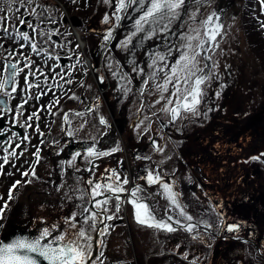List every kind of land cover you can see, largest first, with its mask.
<instances>
[{"label":"snow or ice","instance_id":"6c2138e0","mask_svg":"<svg viewBox=\"0 0 264 264\" xmlns=\"http://www.w3.org/2000/svg\"><path fill=\"white\" fill-rule=\"evenodd\" d=\"M75 2V0H73ZM205 0H116L115 12L110 18L109 15L103 17V22L105 24H110L114 19L115 22H119L122 19L121 13L127 11L128 8H133L134 11H139L142 14L138 19L135 20L134 29L135 31L126 40L122 41V46L127 49L128 45L131 43L132 37L137 33H144L143 39H152L157 34L164 37V45L166 47L165 52L153 51L149 53L150 63L148 68L153 69L149 75V80L153 82L156 92L160 93V99L156 103H160L165 100V94L169 93V85H171V94L167 98L166 105L161 109L166 113H170L172 121L174 122L180 117L181 113H189L194 116L200 115L198 108L201 104L202 98L205 95L202 86L206 82L210 81L215 75L214 69L218 67L215 61L212 60V53L214 49L219 48L218 37L221 36L223 25L219 23V16L213 12L211 15L207 16L206 19L197 22V13L199 7L203 6ZM16 3V0H9V11H11V6ZM104 4H109L110 0H103ZM261 8L264 9V0H260ZM147 5V6H146ZM195 6V7H193ZM37 8L43 11H48V8L44 5L36 3V0H19V8L25 9L29 16H32L36 21L33 23L32 20H26L21 18L20 26L27 25L31 29V34L29 32L20 31L17 27L16 32L10 31L8 23L6 20L0 19V32L3 36L0 39H10L16 43H20L22 40L24 43L20 44V48L29 47L31 53L40 57L44 55L47 59H59L58 56L49 55L48 50L44 49L38 42L37 38L43 39L45 36L47 40L45 42H50L52 35L59 33V29L48 30L45 32L42 30L40 25L43 21L40 19L42 12H37ZM187 9H192L187 11ZM4 9L0 8V12ZM185 16L186 19L182 20L180 23L179 35L177 32L172 31V25L181 20V16ZM51 20V17H47ZM148 26L147 31L145 26ZM118 23L111 24L103 39L105 43H108L112 36L115 27ZM261 27L264 28V22H261ZM168 33H171L172 37L178 39L181 43L177 46L170 43V37ZM79 47V45H77ZM0 48H4V45L0 43ZM8 51V49H4ZM178 52V58L174 61L172 65H169L168 57H170L173 52ZM14 57L13 52H9V56L5 57V60L9 62L4 64L3 70L7 73L6 78L0 83V93L8 95L9 93L4 92V86L8 84L15 85L16 77L24 72L27 68L28 72L25 75V83L27 88L30 90L32 88H41V92L34 98L39 100L42 95H46L47 92L43 90L46 86L48 91H51V85L48 83V76L42 71L40 66H37L34 70L32 65L35 63L29 56H25L24 68L18 67L19 61L13 63L11 58ZM70 59V57H69ZM79 62V61H77ZM134 65L133 71L139 74L143 73V69L135 66V61H131ZM111 69V64L107 65ZM55 67H60L57 63ZM165 69H168L165 71ZM55 69L53 68L52 71ZM207 70V71H206ZM159 73H163V76H159ZM61 79H64L63 73H56ZM70 76L71 73L69 72ZM115 75V73H114ZM39 76H44V80L40 81ZM29 77H33L36 83L29 81ZM55 77H53L54 79ZM163 80L160 83V80ZM149 80H145L141 87V95L144 94V89L147 87ZM65 83H71V80H65ZM131 83V80H128ZM62 87V85H61ZM12 92L16 91V87H12ZM130 89L125 88L124 94L126 95ZM218 95V94H217ZM171 97H175V102ZM33 98V97H29ZM75 98V97H70ZM3 103V101H0ZM27 103V100L24 101ZM54 103H59V101H54ZM168 105H174L168 107ZM52 105H48L50 109ZM23 109V104L18 106L17 111ZM211 111V109H209ZM22 115L23 113L20 112ZM77 115H81L77 113ZM206 115V113H205ZM33 117L39 119L37 113H32L27 117V120H32ZM65 121H67V116H65ZM142 123V121H140ZM100 124L106 125V121L101 117ZM27 127H32L31 124H27ZM139 127V124H137ZM36 131L39 132V127L37 126ZM41 135H43L41 133ZM71 135V133H69ZM24 140H28V137H23ZM17 148L20 144L16 145ZM153 147L162 151L155 142L153 141ZM119 146H115L109 151H98L94 147H89L86 152L87 155L85 160L89 167L85 171L93 172L97 165H95L94 160L103 158L113 153L119 151ZM7 151V148H5ZM12 156H16L17 153L13 151ZM37 156V162L39 161V149L35 154ZM81 154L79 152L75 153L71 160L68 161L69 166H74V162L77 157ZM136 159H150V157H140L137 156ZM252 159H259V157H253ZM4 163H8V157H3ZM64 162L61 161V164ZM2 167V166H0ZM79 172L80 169L76 168ZM106 173H110L106 178L105 183L96 182L93 179H87L83 181L82 177H77L76 185L70 186L72 191L79 192L80 195L76 197L80 201L75 205V210L72 211L68 216L63 219V230H60L59 224H52L50 227H44L39 236L26 239L21 238L14 240L11 243H0V264H38L42 259L46 264H103V251H99L103 246V240L97 239L95 250L96 255L93 258L94 246L93 240L96 237H103L108 234V230L112 225L107 224L106 221H112L117 218L115 214H108L112 209L109 207V202L115 200L114 213H119L121 207L120 194L126 191L124 185L129 183L127 177H124L121 181L120 174L117 173L116 169H105ZM2 174V172H0ZM28 172L22 173V176H28ZM31 175L35 176V168L33 167ZM140 179L146 180L147 185H160L163 190L162 194L164 198L168 201L170 207H166L164 216L158 218L157 215L152 211L150 205L145 202L144 197L139 195L144 191L140 185H136L130 191L129 203L134 209V218L138 224L148 228H154L157 231H165L168 233H173L178 229L173 225H179L180 229H183L189 233L193 231L195 227L193 224L182 223L181 219H174L170 214L173 210L178 211V215L185 221H192L193 217L188 215L184 207L179 203L178 193L173 191L172 186L169 183L163 182L162 177L159 173L154 171H147L146 176H141ZM88 185L87 188H80L81 182ZM31 183V181H27ZM21 181H16L12 187L9 189L8 199L13 198L12 193ZM63 185L58 186L59 191ZM152 195V194H149ZM155 195H161L160 192L155 193ZM65 196L72 200L73 197L65 193ZM103 196L104 199H97ZM87 205H91L88 207ZM7 208V203L0 207V218H2L4 209ZM79 217V219H77ZM100 225H104L103 228ZM238 226L228 225L226 227L227 231H236ZM54 232L58 234L53 235ZM95 234V237H94ZM194 239L196 237H193ZM46 241V242H45ZM187 257L185 256V259Z\"/></svg>","mask_w":264,"mask_h":264},{"label":"rangeland","instance_id":"374dc122","mask_svg":"<svg viewBox=\"0 0 264 264\" xmlns=\"http://www.w3.org/2000/svg\"><path fill=\"white\" fill-rule=\"evenodd\" d=\"M209 0H205L204 3L208 2ZM229 0L224 1V4H227ZM240 2H243L244 0H238ZM97 2V1H96ZM111 1L108 5H111ZM104 4V3H103ZM219 7V3L217 4ZM235 9V8H233ZM241 14H240V20L239 22L237 20L234 21V24L230 22L229 27L233 28L236 27L235 31L232 35L225 34L227 38L230 39L227 47H223V40L219 44V48H217L212 55L214 56L215 60H219L217 55H224L225 58H233V64L235 65V69H237V66L239 65V61L245 62L248 64L247 60V49L249 48L250 51V58H252L255 62V67L261 70V75L258 77L259 83L263 86L264 89V73L262 72L264 70V48H258L256 45H252V40L250 39V42L247 38V30H249L252 34L261 37V31H255L252 32L250 30L249 22L247 20L246 14L243 12V8L241 7ZM210 12L211 10L208 9L206 12ZM141 15V14H140ZM136 16L133 18L130 22L135 24V20L139 18V16ZM89 16H93L92 19L95 20L99 17V15L95 14V11H91L89 13ZM207 16V13L206 15ZM114 19L111 21V24H114ZM238 25L240 26L241 33L238 32ZM148 26H145V30L147 31ZM99 30V28L97 29ZM135 31H121L119 34L116 35V47H114L112 50H110L106 56V65L111 64V69L106 67L107 72V78H109L111 81L116 80L121 84L122 91L124 92V89H130V91L127 92V94L131 95L133 97V101L131 104V113L129 114V120L130 123L137 117L138 111L137 110L140 106V104H145L143 108V116L138 123L135 125V129L133 131V134L135 136H138L144 126H150L151 128L155 127V132L158 136L167 134L166 128L167 127H173L175 131H177V134H173L172 137H168L165 145L159 140V137L157 136H148L146 138V142H151L152 139L156 138L158 141V147L162 149V151L156 150L154 147L149 148L148 151L150 154H153L154 156H160V164L156 165H150L149 169L150 171H154L155 173H159L160 175L167 173V172H173L178 166L181 169L182 172V180L185 184V186L181 187V190L183 191L185 188L188 190L186 202L184 203V206H186L188 209H192V212H189L188 215H191L193 217L192 221L194 223H201L206 224L208 221H213L214 223L218 224L220 222V217L214 207L211 205V203L208 200V188L205 183L201 179L196 178L195 176L189 175L187 172L183 170V166L181 162L177 159L178 155L176 154L179 149H185L187 145L190 142L189 135L192 137L194 135H200L204 139L206 136L210 134V131L212 127L217 126L220 128L224 127H231V131L235 132V125L233 124V120H231V125L228 126L229 118H226L223 116V107L222 104L226 99V110L235 109L237 113V117H240L243 113L245 114L247 111L251 112L250 116L248 117V121L246 124H241L240 128L243 127L244 129L249 128L253 131L252 135L250 133L244 134V139H246L245 143L248 145H251L253 148L257 147L260 144L264 145V119L256 120L262 115L263 112L261 108H259V101L260 97H258V93H254L251 89L248 90L249 96L247 95V92L243 91V89L240 90H233V91L227 95V98L223 94L218 95H210V96H203L201 104L199 105L198 111L200 115L194 116L189 113L182 112L180 117L177 118L174 122L172 121V117L170 113H166L164 111H161V109L166 105L167 98H169L171 94V85H169V93L165 94V100H162L160 103H156L157 100L160 99V93L156 92L155 87L153 85V82L149 80L150 72H147L144 77H141L140 75H137L138 72L133 71V67L126 68L120 60L116 58V51L117 49H122V41L126 40L131 34ZM99 34L103 35L104 31H98ZM96 33L93 32L92 36L90 37V42L94 43L96 40ZM239 39H238V37ZM144 33H137L135 36L132 37L133 39H136L135 44V51L137 53L144 51L145 46L150 42L151 39H143ZM131 40V41H132ZM263 40V39H262ZM260 59V60H259ZM139 68V66L137 64ZM216 69V68H215ZM214 69V72H215ZM251 69V68H250ZM250 69L247 70V78L250 80V83L247 85L249 86L251 84L252 76L250 74ZM115 73V75H114ZM216 78V73L213 76L211 80H214ZM128 80H131V83H128ZM145 80H149V83L147 87L144 89V94L141 95V87L143 85V82ZM210 80V81H211ZM160 81V83H162ZM209 82V81H208ZM236 86L245 85L246 79L242 77H238L235 79ZM203 87V86H202ZM106 90V88H105ZM233 93V94H232ZM264 93V91H263ZM245 97H249L245 100ZM173 101L175 102V97H171ZM174 105H168V107H172ZM262 108L264 110V99L262 103ZM140 109V108H139ZM211 109V111H209ZM206 113V115H205ZM248 113V112H247ZM109 114V112H108ZM239 115V116H238ZM111 121L113 122L114 126L116 125V114H109ZM124 116H119L118 120H123ZM137 124H139V127H137ZM230 135V138H232V134L227 131ZM219 138H222V133H220ZM178 135L180 137V140L175 141L174 138ZM235 135H237V132H235ZM258 136V138H257ZM196 136H194L195 138ZM123 138L125 139H132V137L129 136H123L120 137V141L124 142ZM244 139L242 142H244ZM195 147V151L198 158H205L206 155L209 156L208 150L204 149V146L200 144L198 141L194 140L193 143H191ZM225 145H229V142L227 141ZM194 148L192 146L189 147V150H193ZM245 152L242 151L241 154L243 155ZM118 155H121V152L118 151ZM51 155V154H50ZM109 156H106L105 158H108ZM208 162V159H207ZM205 162V164L207 163ZM226 166V164L223 165V168ZM204 167V170L208 174V177L211 179L212 177L216 176V171H208V169ZM237 176H244L243 181L246 182L245 186L249 188V182L247 181V176L244 174V172H239L236 174ZM261 182L264 183V176L261 179ZM76 181L71 184L70 186H75ZM70 186H67L69 190H65L62 192L63 197L65 196V193H68V195L73 193ZM81 188V184L79 185ZM156 186H150L149 189H153ZM264 187V186H263ZM47 191V189H46ZM162 189H160L157 192H160L162 194ZM44 197V196H43ZM51 201H56V197L51 193L49 196H45ZM42 199V196L40 194L37 195H31L30 199H24L20 207L18 208V211L23 214V216H27L29 213L36 212L37 204ZM164 201L165 198L163 197ZM161 200V199H159ZM197 204H199L201 212L197 214ZM166 205L163 204V201H158L157 203V210L164 214ZM128 212V217L126 214V221H125V228L122 223H119L116 228L119 230L118 239L123 241L128 236L126 242L121 243L119 246L122 250V257L128 258L129 262L131 264H140V260L138 257H142V253H144L142 259H146L149 256L157 253L166 252V249L161 247V243H159L157 240H153L154 235L159 238L162 236L160 231H157L154 228H148L145 226H141L138 224L132 215L131 209H126V213ZM114 213V212H113ZM118 217H120V213H114ZM173 216H178L179 219H181L182 223L188 224L189 221L183 220L182 217L178 215V211H173ZM164 216V215H163ZM257 225L261 228L264 226V211H261L257 220ZM112 228V227H111ZM254 228V227H253ZM126 229V230H125ZM180 229V228H177ZM256 230V229H254ZM178 231V230H177ZM177 231L173 233H169V235L174 236L177 235ZM179 235H182V238H193L196 237L194 240H198L200 236L207 237L212 236V233L210 231H205L203 227L201 226H195L193 228V231L191 233L180 229ZM105 236L101 237L104 238ZM110 240H115V238H109ZM147 239V241H145ZM212 240H215L218 242L217 238H212ZM154 243V246L151 247L150 244ZM130 245V247L128 246ZM218 246H216L215 250ZM170 250V249H167ZM133 254H135L133 256ZM138 258V259H137Z\"/></svg>","mask_w":264,"mask_h":264},{"label":"flooded vegetation","instance_id":"af4514ba","mask_svg":"<svg viewBox=\"0 0 264 264\" xmlns=\"http://www.w3.org/2000/svg\"><path fill=\"white\" fill-rule=\"evenodd\" d=\"M53 37H55V36H53ZM48 47L53 48L52 45H49ZM5 48L8 49V45L5 44L3 49H5ZM24 49H25V47L22 48V51H24ZM45 49H47V47ZM55 53L58 56H60V55L66 56L68 58V62L74 60L72 55L62 54V51L58 52L55 49ZM6 57H8V51H7ZM69 57H70V59H69ZM76 61H79V62H77L78 65L81 64V60L77 59V57H76ZM7 62H8V60H6V63ZM52 69L53 68L47 69L48 83H50V81H56L58 78L56 73H60V71L57 68H54L55 69L54 71H52ZM53 77H55V78L53 79ZM68 79H70V78L65 76V78L63 80V83L65 85L64 87L67 90L70 88V85H69V83H65V80H68ZM43 80H44V76H41L40 81H43ZM75 81H76V78L74 79V82ZM20 88H21V82L18 83V86H17L15 92H12V91L9 92L8 91L7 92V93H9L8 95H5L2 93V95L4 96V98L6 100L7 108L5 109L4 107L0 106V147L7 148V151H5L6 154H8V151L12 150L13 148L15 150H18V148L16 147L17 144L21 145V143H13V139H14L13 132H15L14 131V125H15L16 107H17L16 104L18 103V102L14 103V101L17 100V96L19 94H21ZM40 90H41V88H40ZM43 90L45 92H47V94L44 96H47L50 94L46 86L43 88ZM58 94L59 93L57 92L55 94V96H57ZM44 96H41V98L39 100L42 101L43 99L47 98ZM61 110H62L61 108L58 109V111H61ZM44 113H45L44 108H40L38 111L40 127L43 125V122H44ZM27 124L28 123L24 124L23 122L17 123V125L19 127L23 128L25 126V128L27 130H31L32 127H27ZM216 161H218L217 158L213 157L212 162H216ZM220 175L224 176L225 179L232 181V182H234L235 180L238 179V176L233 174L232 171H225V172L221 171ZM103 180H105V179H103ZM257 185L258 184H256L254 179H252L249 183V186H248L249 188H244L242 190V197H243V200L245 203V210H246V214H247V222L245 225V227H247V230H246L247 236L245 237L246 240H248L249 237H251V228L253 226H258L256 223V220H257L260 212L264 211V189H262L261 187H259ZM240 190H241V186L239 184H233L232 185V191L233 192H239ZM56 196L58 197V196H63V195L57 194ZM221 200H222V205H224L226 207L228 205H229V207H233V206L235 207L237 205L236 202H234V204L231 205L233 198L231 195H228V193L223 194L221 196ZM56 234H58V233L56 232L53 235H56ZM253 237L256 238L257 240L264 241V230L263 229L257 230V234L254 235ZM224 254H225L224 251H218V252H216V257H221Z\"/></svg>","mask_w":264,"mask_h":264},{"label":"trees","instance_id":"16d2710c","mask_svg":"<svg viewBox=\"0 0 264 264\" xmlns=\"http://www.w3.org/2000/svg\"><path fill=\"white\" fill-rule=\"evenodd\" d=\"M238 249H232L231 250V257H225L224 260H226L223 264H236L238 260L241 258V255L238 253ZM153 261L151 262V264Z\"/></svg>","mask_w":264,"mask_h":264},{"label":"water","instance_id":"95a60500","mask_svg":"<svg viewBox=\"0 0 264 264\" xmlns=\"http://www.w3.org/2000/svg\"><path fill=\"white\" fill-rule=\"evenodd\" d=\"M21 238H26V239H31L29 238L27 235L23 234V235H15V236H12L10 238H8L7 240H5L3 243L6 244V243H11L13 242L14 240H17V239H21ZM38 264H46L45 261H43L42 259L38 262Z\"/></svg>","mask_w":264,"mask_h":264}]
</instances>
